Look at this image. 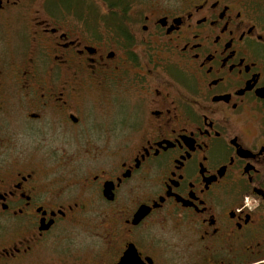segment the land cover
<instances>
[{
	"label": "flooded vegetation",
	"instance_id": "af4514ba",
	"mask_svg": "<svg viewBox=\"0 0 264 264\" xmlns=\"http://www.w3.org/2000/svg\"><path fill=\"white\" fill-rule=\"evenodd\" d=\"M74 12L0 0V264H264V0Z\"/></svg>",
	"mask_w": 264,
	"mask_h": 264
},
{
	"label": "trees",
	"instance_id": "16d2710c",
	"mask_svg": "<svg viewBox=\"0 0 264 264\" xmlns=\"http://www.w3.org/2000/svg\"><path fill=\"white\" fill-rule=\"evenodd\" d=\"M111 11L104 18L98 15L94 6L89 4V0H62L64 6L74 14L83 18L88 23H104L110 25V28L122 32V25L126 23L128 16V7L132 0H102ZM100 17V18H98Z\"/></svg>",
	"mask_w": 264,
	"mask_h": 264
},
{
	"label": "rangeland",
	"instance_id": "374dc122",
	"mask_svg": "<svg viewBox=\"0 0 264 264\" xmlns=\"http://www.w3.org/2000/svg\"><path fill=\"white\" fill-rule=\"evenodd\" d=\"M91 3L92 6L95 7V9L98 11V15H100L101 18H104L108 13H109V7L106 3H104L102 0H89V4ZM130 14V13H129ZM98 17V18H100ZM94 116L91 115V118H93ZM72 143V142H71ZM71 143H69L68 146V151L72 152V148L76 149L77 146L80 147L81 144H77V145H71ZM50 145V144H48ZM52 146V151L58 150L59 145H57V143H53L51 144ZM93 165L91 163L86 164L84 166L85 170H88V168H91ZM88 177V176H87Z\"/></svg>",
	"mask_w": 264,
	"mask_h": 264
}]
</instances>
